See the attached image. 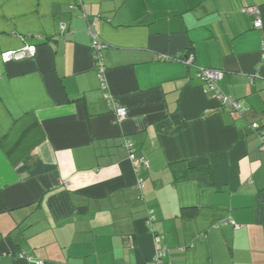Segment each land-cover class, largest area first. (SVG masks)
<instances>
[{
	"label": "crops",
	"instance_id": "1",
	"mask_svg": "<svg viewBox=\"0 0 264 264\" xmlns=\"http://www.w3.org/2000/svg\"><path fill=\"white\" fill-rule=\"evenodd\" d=\"M261 135L264 0H0V264H264Z\"/></svg>",
	"mask_w": 264,
	"mask_h": 264
},
{
	"label": "built area",
	"instance_id": "2",
	"mask_svg": "<svg viewBox=\"0 0 264 264\" xmlns=\"http://www.w3.org/2000/svg\"><path fill=\"white\" fill-rule=\"evenodd\" d=\"M246 11L248 13H252L255 15V20L253 22L254 28L255 29L261 28L262 20L259 17L257 9L254 7H248L246 8ZM94 28H95V25L89 24L88 31L91 34V38H92V43L90 45V51H91L92 59L96 63H99L100 51L104 49L106 45H104V43L101 42L99 38L96 37V34L93 31ZM60 29L61 31H65L66 25L61 24ZM35 52H36V47L29 45L19 50H11V51H6L2 53L1 59L3 62H11V61L29 59L34 56ZM192 62H193V58L191 56H188L187 59L185 60V63L187 65L192 64ZM198 76L200 80L204 83L203 92L205 93V95H207L210 99L218 101L223 109H225L228 112H237L240 114L248 110L243 100L236 99L232 96L224 95L220 92L217 86V84L222 80V73L220 71L212 70V69L200 70L198 73ZM110 105L118 121L122 120L126 116L127 112L125 108L115 107L111 103ZM261 140H262L261 148H264V135H261ZM124 145L129 150L131 149V144L128 140L125 141ZM129 160L134 167V171L136 175H139L140 166L147 167L146 159L144 157L137 158L132 152L129 154ZM136 187L139 189L143 188V180L140 177L137 179ZM153 213H154L153 210L148 211L147 221H148V224L150 225H153V222H154ZM234 227L236 229L239 228L238 226H234ZM161 241L162 240L159 236L154 237V242L156 245V253L153 258V262L155 264H170V263H165L164 261L165 256H166V250L161 245ZM20 256L22 257L23 253H21ZM38 264H42V262H39Z\"/></svg>",
	"mask_w": 264,
	"mask_h": 264
},
{
	"label": "trees",
	"instance_id": "3",
	"mask_svg": "<svg viewBox=\"0 0 264 264\" xmlns=\"http://www.w3.org/2000/svg\"><path fill=\"white\" fill-rule=\"evenodd\" d=\"M181 57H182V56H181ZM186 57H188V56H186ZM201 82H202V81H201ZM202 85L204 86V83H203V82H202ZM203 86H202V87H203ZM194 171H195V172H201V171H202V175H200V177H202V176L205 177V176L207 175L205 169H203V170H196V169H195ZM178 174H180L179 171H177L176 176H178ZM182 177H184V176H182Z\"/></svg>",
	"mask_w": 264,
	"mask_h": 264
}]
</instances>
